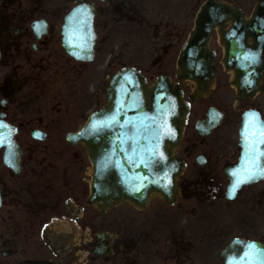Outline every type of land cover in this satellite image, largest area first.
I'll return each instance as SVG.
<instances>
[{"label":"flooded vegetation","instance_id":"obj_1","mask_svg":"<svg viewBox=\"0 0 264 264\" xmlns=\"http://www.w3.org/2000/svg\"><path fill=\"white\" fill-rule=\"evenodd\" d=\"M83 1L95 5L97 32L100 3L109 0H0V121L15 129L13 139L22 150L13 168L0 147V264H227L219 255L234 238L240 240L239 264L250 259L259 264L264 192L246 187L264 179L238 191L236 199L245 191L247 210L213 211L214 200L225 199L219 172L225 187L223 171L240 155L243 114L252 111L264 120V92L237 94L234 76L223 67L224 48L218 39L219 47L213 48L216 74L207 93L200 95L188 83L179 87L189 107L176 151L192 179L182 173L173 199L153 196L139 208L88 203L86 157L75 147H56L78 129L65 131L74 116L65 108L66 80L57 83L56 78L66 76L69 68L76 79L83 74L84 63L69 57L61 44L64 15ZM154 2L140 4L146 24L148 12L161 9V0ZM157 26L161 29V17ZM215 99L221 104L211 103ZM210 107L222 111L223 120L201 135L195 123ZM222 126L225 134L208 141ZM219 143L225 149L213 158V146ZM253 242L256 248L248 249Z\"/></svg>","mask_w":264,"mask_h":264},{"label":"water","instance_id":"obj_2","mask_svg":"<svg viewBox=\"0 0 264 264\" xmlns=\"http://www.w3.org/2000/svg\"><path fill=\"white\" fill-rule=\"evenodd\" d=\"M77 9L90 13L85 23L79 22ZM94 17V4L86 1L75 5L64 18L62 45L76 60L91 61L94 57L97 38ZM230 17L233 26L222 35L226 47V66L237 71L239 94L245 91L248 95L256 88L257 80L264 70V0H259L248 23L239 9L219 0H206L197 13L195 26L177 60L178 79L192 78L202 87L212 78L215 73L212 54L207 51L205 44L213 25ZM247 32L253 38L252 45L244 41ZM107 97L111 105L93 114L79 132L68 137L74 143L85 142L93 150L91 160L94 173L88 201L130 199L142 204L151 190L160 191L170 198L175 175L181 168V162L170 159L166 150V144H175L179 137L180 130L176 124L180 108L178 92L171 89L165 77H160L147 104L140 74L133 69H125L111 78ZM248 113L244 114L239 131L242 139ZM222 116L221 112L210 108L205 119L197 121L196 129L201 134H207L220 123ZM113 119L115 123L111 127H100ZM258 120L262 121L259 116ZM2 140L0 144L5 146L7 158H11L18 144L10 138ZM259 147L264 149V145ZM243 157L244 144L238 163L225 170L230 180L225 190L228 199L235 198L237 190L241 188L232 191V173L246 166ZM12 162L9 161V164ZM238 244L239 240L235 239L223 252L233 254V258L228 261L230 263L239 264Z\"/></svg>","mask_w":264,"mask_h":264},{"label":"rangeland","instance_id":"obj_3","mask_svg":"<svg viewBox=\"0 0 264 264\" xmlns=\"http://www.w3.org/2000/svg\"><path fill=\"white\" fill-rule=\"evenodd\" d=\"M146 1L109 0L108 3H100V13L97 21L99 36L95 45L94 60L83 64V74L78 79L75 77V72L73 73V68L68 69L66 76L56 78L57 83H63L66 80L65 108L68 114L74 116V122L68 124L65 131L78 128L91 113L101 111L109 106L110 101L106 95L109 79L116 70L122 67L131 66L137 69L142 74L145 85L148 86L153 85L159 76H167L171 85L175 86L180 83L178 87L186 88V85L176 78V60L193 26L195 14L205 0H161V9L151 7L154 9L148 12L147 24L143 22L140 10V4H144ZM148 1L155 5L154 0ZM221 1L240 8L244 16L249 17L257 0ZM160 17L161 29L157 26ZM160 33L161 37H159ZM217 37L216 30L211 34L210 48L219 47L215 43ZM160 59L161 65L159 64ZM71 65L68 63V66ZM52 80H54V76H52ZM226 95L227 91L224 93V96ZM184 99L186 100L185 96ZM211 103L220 105L221 101L215 99ZM187 111V108L184 107L182 113L184 121L187 117ZM224 131L225 126L218 128L207 140L220 139L225 134ZM188 134H190V131ZM46 142L49 143L50 140ZM56 147H75L86 157L85 162L88 166H91L90 161L87 160L88 155L81 144L70 145L68 141L62 140ZM168 148L171 152L170 146ZM222 149H225V146L222 148L220 143L215 144L212 149L213 158L223 151ZM178 154L179 152L176 149L171 152V156ZM190 163H192V158L191 161H188L189 165ZM88 166L85 170L86 173L90 171ZM183 174L184 177L192 179L193 173L189 166L186 170L183 168ZM219 175L224 185L226 182L224 175L221 172H219ZM223 185L220 188L221 191L224 189ZM246 188H248L246 190L259 189L264 192V181ZM239 197L236 201L230 202L227 207L223 205L225 200H214L213 211L240 212L247 210L245 203L248 199H244L246 197L245 191ZM217 201L223 204H218Z\"/></svg>","mask_w":264,"mask_h":264},{"label":"snow or ice","instance_id":"obj_4","mask_svg":"<svg viewBox=\"0 0 264 264\" xmlns=\"http://www.w3.org/2000/svg\"><path fill=\"white\" fill-rule=\"evenodd\" d=\"M75 11L79 14V22L85 23L90 13H87L86 11L81 12L80 9ZM112 123H115L114 119L112 122H105L100 127H111ZM8 127V125L0 121V128ZM96 130L99 131L100 128H96ZM242 136L244 139L243 158L246 160V166H242L239 171H233V192L243 184L251 183L256 179L261 178V176H264V149L259 147L260 145H264V121L258 120L257 113L253 112L246 114ZM2 142L3 140L0 139V143ZM246 247L248 249H255L256 245L253 242ZM245 255L248 256L249 253L245 252ZM256 255L259 257V264H264V251L257 250ZM249 264H254V260L250 259Z\"/></svg>","mask_w":264,"mask_h":264},{"label":"bare ground","instance_id":"obj_5","mask_svg":"<svg viewBox=\"0 0 264 264\" xmlns=\"http://www.w3.org/2000/svg\"><path fill=\"white\" fill-rule=\"evenodd\" d=\"M230 21H231V19H228V20H226V22H225V24H229L230 23ZM215 29L217 30V33H218V36L219 37H221V34L223 33V29H222V26L221 25H215ZM230 73H231V76H234V70L233 69H230ZM192 81V80H191ZM152 87H153V85H145V83L143 84V90H144V95H145V99H146V101L147 102H149V100H150V93H151V89H152ZM173 147L171 146L170 147V151L172 152V149ZM91 171H92V169H91ZM153 194H155V195H160V193L159 192H157V191H152L150 194H149V196H151V195H153Z\"/></svg>","mask_w":264,"mask_h":264}]
</instances>
